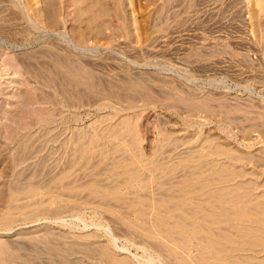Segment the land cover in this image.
I'll return each mask as SVG.
<instances>
[{"label":"rangeland","instance_id":"1","mask_svg":"<svg viewBox=\"0 0 264 264\" xmlns=\"http://www.w3.org/2000/svg\"><path fill=\"white\" fill-rule=\"evenodd\" d=\"M54 1L15 0L25 10L27 21L15 19L14 15L2 16L0 20V219L9 204V192L13 186L12 172L16 169L22 172L19 186L24 191L17 188L20 190L14 192L16 201L20 203L13 202L15 209L24 204L30 206L42 203L44 206L39 213L17 214L15 219L19 222L10 229L0 227V240L11 249L19 251L20 246L22 250L26 249L25 253L19 248L20 254L23 252L24 255L28 253L29 256H40L44 251H41V247L39 250L33 244H27L28 237H40L46 231L53 232L54 240L65 233L91 235L92 239L96 238L93 241L98 246L108 245L115 239L113 247L118 257L145 258L147 262L144 264H170L155 249L145 250L140 239L138 241L130 229L127 230L128 226L122 218L129 217L130 209L126 202L135 194L123 193L118 198L114 194L101 198V194L106 187L116 185L119 178L115 174L123 170L120 165L127 159L143 157L144 161L151 158L150 160L164 162L167 158L179 162V159L189 157L190 147L186 142L197 135L203 138L209 133L222 141L227 140L219 127V117L207 111H189L184 104H179V98L197 101L212 99L206 100L211 110L219 109L216 105L220 101L228 106L233 104L232 107L229 106L232 109L233 106L239 107V112L245 111L244 108L250 110L240 113L241 115L253 116L252 111H264V19L257 9V0H102V6L107 10L103 18L97 17V10L86 9V5L79 3V0ZM238 13L243 14H240L242 17L237 16ZM81 33L85 35L83 41L78 38ZM47 44H53L57 51L90 68L100 78L103 77L104 81H112V78L121 80L127 73L134 78L142 74L148 79L145 81L151 83L152 88L154 86L155 92L151 90L153 100L148 102L139 99L135 106L129 107L109 99V107L100 108L95 100L101 97L94 95L97 98H91V101L84 99L85 101L77 100L75 104H68L60 90L49 86L47 88V84L27 73L21 59L19 61V58H23L19 54L38 53ZM174 102H178V105L174 106ZM239 112H236L238 117ZM122 118L130 122L124 124ZM44 119L52 120V128L46 129L40 125ZM48 130H54L55 133L48 134ZM234 131L235 129L232 130ZM57 133L60 136L58 140L64 142L65 139L67 145L60 148V155L56 160L49 159L51 147H47V141ZM90 137L95 139L91 152L74 158L73 153L81 147L80 143H92ZM262 138L264 140V135ZM229 140L231 146L235 147L241 138L237 135L236 142L231 138ZM59 145L57 143L52 147L57 149ZM10 149L18 157L15 163L6 154ZM167 150L169 151L165 152ZM24 156L25 163L20 159ZM16 161L20 162L19 166H16ZM43 163H46L45 166ZM171 163L168 167H171ZM156 183L158 184L154 181L151 184L149 193H158ZM91 185L97 187V196L91 192ZM137 185L139 194L140 189L141 194L148 193L141 186L142 183ZM171 244L173 248L176 247L173 243H168V247ZM172 247L169 248L173 249ZM54 258L44 257L39 263L58 264L59 259L56 257V261Z\"/></svg>","mask_w":264,"mask_h":264},{"label":"bare ground","instance_id":"2","mask_svg":"<svg viewBox=\"0 0 264 264\" xmlns=\"http://www.w3.org/2000/svg\"><path fill=\"white\" fill-rule=\"evenodd\" d=\"M51 1H54V0H51ZM101 1L102 0H79V3L81 4L84 3L87 7L85 8L88 9L89 11L97 10V13H98L97 17L103 18L106 15L107 10L103 7L104 5L102 6L103 3L101 4ZM256 6H257L258 11L261 13L260 15H262L261 18L264 19V0H257ZM240 14L241 13H238L237 16L243 15V14L241 15ZM7 15H14L16 17L15 19H19L22 21H27L28 19V16L25 13V10H23L15 2V0H0V20L2 16H7ZM260 15L258 14V16ZM49 16L51 15L49 14ZM84 33H81L78 35V38L80 37V40L82 41L83 39H85ZM75 39H77V36ZM80 40H79V43H80ZM94 40L96 39L94 38ZM20 56L21 57L23 56V58H19V61L21 59L20 62H23L22 63L23 66L25 65L24 68L27 71V73L35 76L36 79H39L44 84H47V88L49 86V87L56 88V90L57 89L60 90L61 95H64V97H66L68 104L69 103L75 104L77 103V100L79 101V100H84V99H86L87 101L88 100L91 101L92 100L91 98H95L94 95L101 97L99 98L100 100L96 97L97 100L99 101L95 100V102H97V105L100 108H104V107L108 108L109 99L122 102L124 104H127V106L129 107L135 106L136 101H138L139 99H142V100L145 99V101L147 100L148 102L150 100L151 101L153 100V97L151 95V90H153L154 86L152 85L153 86L152 88L151 83L148 84V81L147 82L145 81L147 78H145L141 73H140L141 76L139 75L137 78H134L132 77V75L130 76L127 73L128 76L127 75L123 76L121 80H119L120 79L119 78L118 81H116L114 78H112V81L111 80L104 81V78L102 76L101 77L103 78V80L90 68L79 63L77 60L73 59L72 57L67 56L57 51V49L53 46V44L52 45L47 44L43 46L42 50H40V52L38 53L37 52L31 53V54L26 53L23 55L19 54V57ZM113 79L115 81H113ZM203 99L204 100L199 99L201 101H197V99L195 100V99H189V98L188 99L179 98L180 100L179 104H182V105L184 104V106H186L187 109L192 112L198 111V110L207 111L219 117V120H220L219 127L221 129V132H223V134L226 135L227 140L222 141L220 138H218V136L215 137L214 135L209 134V133L207 136L203 138L197 135V137L191 138V140L189 139L190 141L186 142L188 147H190L189 149L190 151L188 150L190 152L189 157L184 158V159L178 158L179 162H176L177 160L176 161L171 160V159L167 160V158L166 160L163 159L165 160L164 162L166 163L160 162L157 159H156L157 161H155V159L150 160L151 158L147 161H144L142 159L143 157L141 159H139L140 157H138L137 159H134V158L132 159L131 157H129L131 158L130 160L127 159V161L129 162L123 159L125 160V162L122 165H120V168L123 170L120 171L118 174H115L116 176H118L119 180L117 181V183H115L116 185L114 184L115 186L113 187H106L107 185L106 184L105 185L106 188L104 189L102 194L100 193L102 195L101 198L105 196L108 197L109 195H112V196L116 195V197L118 198V196H121L123 193H130V194L134 193L135 195H132V197L134 196L132 199H128L127 198L128 196L127 197L125 196L128 199L126 204L128 205V209H130V212L128 213L129 217H126V218L124 217L122 218L121 216L120 217L123 219L124 223H126V226H128L127 230L129 231L130 229L132 234L135 236L134 238L137 237L138 241L140 239L141 244L144 245L143 247L145 250H147V248L148 249L150 248L153 250L155 249L156 251L159 252V254H162L163 258L165 257L163 260H165L166 262L170 261L169 262L170 264H264V140L262 138V136L264 135L263 134L264 133V111H254L253 112L251 110L252 111L251 114L254 113L253 116L252 115L248 116L246 114L241 115L242 113H244L245 111L249 109L246 110L244 108L243 110L245 111L239 112V107L237 108L236 106H233L234 107L233 108L234 110H233L232 108H230L232 107L233 104H231V106L229 105L230 106L229 107L226 103H224V101H220L219 104L217 103L218 105L216 106H218L219 109L217 108L216 110L215 109L211 110L212 108L210 109V106L208 105L209 102L207 103V101H210L212 99L210 100L209 98L208 99L203 98ZM92 103H94V101ZM174 103H173L174 106H176L178 102L177 103L174 102ZM250 107H252V104L250 105ZM234 111L235 113L233 114ZM236 112H239L240 117L236 115L237 114ZM122 119L124 120V118ZM128 121L129 120L127 121L124 120L123 123L128 124ZM40 125L44 126L46 129H50L52 128L51 125L53 124H52L51 119H44L42 120V124ZM124 126H128V125H124ZM54 127L57 128L56 125ZM233 129H235L236 134L234 133L235 131L232 132ZM54 130H50V131L48 130V134L50 133L54 134L55 133ZM132 130L131 132H133L135 129L133 131ZM128 133L130 132L128 131ZM128 133L127 135H129ZM57 134L53 136L54 138H51V137H50L51 139L48 138L49 140L47 141V147L48 146L51 147L50 148L51 151L49 150L50 152L48 153V156L50 157L49 159L55 158L56 160V157L60 155L59 153L60 148L62 149L63 146L67 145L65 139H64V142L63 140L62 142L58 140L60 136L59 134L58 135ZM76 134H79V133H76ZM254 134H257V136L254 137ZM81 135H82V132L80 133L79 137H81ZM116 135L117 134H115V136ZM237 135H239V137L241 138V141H237L236 146L232 147L229 142L230 141L229 138L235 140L237 138ZM73 138H76V137H73ZM169 139L170 138H168V135H167V140ZM94 140H95L94 138H91L92 143H89V145L88 143L85 142L84 143L85 145L82 144L83 145L82 146L80 143L79 145L81 147H79L78 145L79 148L78 149L76 148L77 150H75V153H73L74 158L75 156H78L80 158L83 155L89 154V152H91V145L93 144V142H95ZM187 140L188 138L186 139V141ZM182 141H185V140H182ZM166 142L168 141H165V143ZM57 143L60 144L59 147L57 149L53 148L52 146H55ZM68 144H69V141H68ZM125 144L126 143H124V145ZM177 145L178 144H176V146ZM74 146L72 147L74 148ZM129 147L131 148V146ZM121 148H123V146ZM174 148L176 149L175 145H174ZM168 151L169 150L165 152H168ZM67 152L69 151L67 150ZM6 154L10 156L11 159L13 158V161L15 163V160L17 157L16 153L13 150L11 151L10 149ZM185 154H187V152ZM17 155L19 156V154ZM63 157H65V155ZM101 157H103V155ZM23 158H25V156L20 157L22 162L25 160ZM155 158H158V157L156 156ZM20 159L19 160L17 159V160L21 161ZM171 162H173V164ZM16 163H17L16 166H19L20 162L18 163L16 161ZM170 163L172 164L171 165L172 169L171 167H168L170 166ZM45 164L46 163H43L44 166ZM110 164L111 163H109V166ZM16 166L14 167L15 169H16ZM84 166H86V164ZM109 166L107 169H109ZM117 168L118 167H116V169ZM120 168H118V170ZM70 169L72 168L70 167ZM21 173L22 172L19 169L13 170L12 172L13 174V182H12L13 186L12 187L13 188L11 187V191L9 190L10 191L9 192L10 197H8L9 204L7 206V210H5V213L2 215V219H0V227H4L6 229H10L15 223L19 222L15 219L17 214L26 215L25 213L28 214L29 212L34 213L37 211L39 213V210L40 209L42 210V208L44 207L42 206V203L41 204L38 203L39 205L34 204L30 206L28 205L24 206L25 205L24 203H26L24 202L22 203L24 204L22 205V207L19 206L18 207L19 209H15V207L13 206L15 205L14 203L20 204L16 201L17 198L15 199L16 194L14 192L17 190V188H20L22 190V188L19 186ZM173 178L174 180L176 178V181H174ZM154 181L158 182V184L156 183V185H158L157 186L158 193H155V191H153V193L150 191L151 193H149L148 190L151 187V184L154 183ZM141 183L143 184L141 185L143 186V189L145 191H148V193L146 192V194L145 193L141 194V189H140V194L138 193L139 191L137 192V190H139V189L136 190V187H138L137 184H141ZM96 186L98 185L96 184ZM53 187L55 186L53 185ZM58 187H61V186H58ZM91 188H93V191L91 190L90 191L95 193V195L99 193V191L97 190V187L95 188L94 185ZM22 191H24V189ZM120 201L121 200H119V202ZM33 203H36V202L34 201ZM138 207H141V208H138ZM126 209H127V206H126ZM45 210H47V208ZM109 210H110V207H109ZM52 235H54L53 232L46 231L44 234L40 235V237L32 235L31 237H28L26 239L29 242V243L27 242V244H33V246L37 248L39 247L42 248V249L39 248V250L41 249V251L42 250L44 251V252L42 251L43 254H40V256H34L33 254L29 256L30 254L28 255L27 253L28 255L27 257L26 254L25 255L22 254L23 252L20 254L21 251L25 252L26 249L22 250L21 246L19 247L21 248V251L19 248H18L19 251L11 249L7 243L0 240V264H40L39 261L42 262L41 259L44 257L48 259L57 257L59 260L55 258L54 259L56 261L57 260L59 261L58 264H144L146 260L145 258L136 259L134 256L133 257L135 259H133L132 257H128V256H125V257L116 256L117 254H115V250L113 247V245H115L113 243L115 239L111 240V243H109L108 245L98 246L96 245L97 242L93 241V239H96V238L93 237L92 239L91 235L89 236L81 235L80 236V234L74 235L73 233H65V234H62V236L55 238V240H54V237H52ZM168 243L169 244L173 243V246L176 245V247L173 248L171 244L170 246L173 249H170L169 248L170 246L168 247ZM125 250H128V249H125ZM21 255H24V257H22ZM43 262H46V261L43 260Z\"/></svg>","mask_w":264,"mask_h":264}]
</instances>
